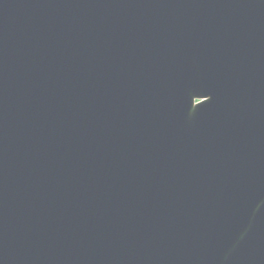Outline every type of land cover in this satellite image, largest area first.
<instances>
[{"label":"water","instance_id":"obj_1","mask_svg":"<svg viewBox=\"0 0 264 264\" xmlns=\"http://www.w3.org/2000/svg\"><path fill=\"white\" fill-rule=\"evenodd\" d=\"M0 264H264V0H0Z\"/></svg>","mask_w":264,"mask_h":264}]
</instances>
